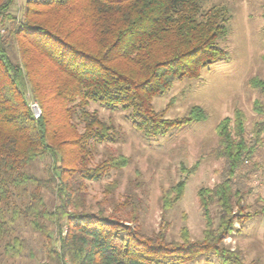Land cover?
Returning a JSON list of instances; mask_svg holds the SVG:
<instances>
[{
    "label": "trees",
    "instance_id": "trees-1",
    "mask_svg": "<svg viewBox=\"0 0 264 264\" xmlns=\"http://www.w3.org/2000/svg\"><path fill=\"white\" fill-rule=\"evenodd\" d=\"M204 2L26 0L18 18L11 12L15 0H0L2 259L13 260L22 252L15 229L22 219L47 241L46 264H190L199 257L245 264L241 252L223 240L245 216L264 128L258 122L248 137L239 109L216 126L213 154L223 159V167L217 183L197 191L204 218L201 238L192 240L186 226L178 240H167L163 227L145 234L120 215L90 210L84 197L85 181L129 162L119 154L91 165L96 146L112 140L113 125L88 110L90 102L122 108L132 127L148 138L208 117L193 106L186 115L169 119L152 104L176 79L197 78L204 68L228 58L220 41L231 14L217 5L205 8ZM11 44L18 60L9 53ZM249 83L264 95V78L254 76ZM253 110L263 115L264 103L256 99ZM47 158L46 177L29 171L33 162ZM197 164L182 167L185 177L164 190V210L181 198ZM44 189L57 198L52 207ZM257 202L252 214H264L259 195Z\"/></svg>",
    "mask_w": 264,
    "mask_h": 264
},
{
    "label": "rangeland",
    "instance_id": "rangeland-1",
    "mask_svg": "<svg viewBox=\"0 0 264 264\" xmlns=\"http://www.w3.org/2000/svg\"><path fill=\"white\" fill-rule=\"evenodd\" d=\"M26 0H15L11 12L20 17ZM225 7L231 14L227 34L220 46L228 51V58L204 68L197 78L176 79L169 90L152 100L156 111L165 118L182 117L191 107L203 108L208 117L175 127L165 135L145 137L134 129L125 117L122 108H111L90 102L87 109L113 125L112 140L96 146L91 165L106 157L123 155L129 162L122 168L110 169L97 180L85 181V202L92 211L103 209L130 221L145 234L165 228L167 240H178L182 226H186L192 240L201 238L204 218L199 205L197 191L201 187H212L220 180L223 159L217 158L213 150L218 146L216 126L225 116L236 109L244 112L248 137L259 122L264 128V114L253 110V102L264 95L250 86L254 76L264 78V0H205L204 6ZM9 53L18 60L14 44ZM32 104L39 105L37 102ZM31 104V107H32ZM260 147L254 157L259 164L253 174L251 193L245 199L246 209L242 223H235V230L223 242L231 249H238L245 264H264V214L253 215L258 209L257 196L264 202V132L260 134ZM196 170L186 179L184 193L172 206L163 209L164 190L185 177L182 167ZM49 159L36 160L29 171L46 177L45 167ZM112 192L110 186H114ZM47 206L57 202L51 189H44ZM17 203L22 199L15 197ZM215 210L213 209V212ZM17 236L23 241V250L13 260L0 264H46L45 248L48 243L38 232L33 231L24 220L15 222ZM1 250V247H0ZM190 264H222L216 259L199 257Z\"/></svg>",
    "mask_w": 264,
    "mask_h": 264
},
{
    "label": "built area",
    "instance_id": "built-area-1",
    "mask_svg": "<svg viewBox=\"0 0 264 264\" xmlns=\"http://www.w3.org/2000/svg\"><path fill=\"white\" fill-rule=\"evenodd\" d=\"M32 109L35 117H38L40 114V109L36 104H32Z\"/></svg>",
    "mask_w": 264,
    "mask_h": 264
}]
</instances>
